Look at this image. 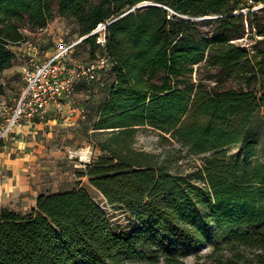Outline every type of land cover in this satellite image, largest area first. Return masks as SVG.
<instances>
[{
  "label": "trees",
  "instance_id": "obj_1",
  "mask_svg": "<svg viewBox=\"0 0 264 264\" xmlns=\"http://www.w3.org/2000/svg\"><path fill=\"white\" fill-rule=\"evenodd\" d=\"M248 1L0 0V77L26 32L61 17L84 38L109 23L105 48L97 35L80 43L112 65L96 81L108 94L93 124L101 156L86 176L129 224L115 230L85 188L44 194L26 214L0 212V264H185L217 233L214 253L233 255L216 264H264V162L254 133L264 125V48L234 42L248 33L264 42V8L244 15ZM146 2L159 6L125 15ZM140 128L209 156L197 171L172 173L136 149Z\"/></svg>",
  "mask_w": 264,
  "mask_h": 264
},
{
  "label": "rangeland",
  "instance_id": "obj_2",
  "mask_svg": "<svg viewBox=\"0 0 264 264\" xmlns=\"http://www.w3.org/2000/svg\"><path fill=\"white\" fill-rule=\"evenodd\" d=\"M149 3V2H146ZM145 4V3H143ZM213 17L203 18L200 21H209ZM209 28V27H207ZM206 28V29H207ZM27 42L33 44L30 51L26 43L15 48L17 60L14 66L0 77V83L5 92L0 96V106L14 107L19 100L26 83L23 69L29 67L30 55L39 61L46 60L55 53L60 46L77 43L81 40L79 27L76 22L61 17L39 33H25ZM250 35V36H247ZM234 42L250 47L253 51L264 48V42H255L251 34ZM101 49H93L91 44H79L74 51V57L84 63H91L98 56H102ZM113 79H110L111 83ZM107 90H103L99 83L82 85L77 89L71 100L75 112H67L64 117L57 113L50 115L45 121V127L40 131L41 143L37 147L40 164L43 171L39 173L38 181L44 194H57L69 192L78 188H85L90 196L104 209L115 230L129 228L126 214L120 207L110 206L104 197L95 190L88 181L86 167L101 156L96 146L97 140L93 138V124L96 121L95 109L107 97ZM254 133L259 144V159L264 162V125L255 127ZM135 147L138 150L156 155L158 161L166 165L172 173L187 174L204 165L206 156L193 155L188 148L174 141L170 136H164L151 128H140L136 136ZM237 154V148L229 150V157ZM221 233L197 252L184 258L185 264H216L219 259L233 255L230 250L214 253V246L220 242ZM252 258V251L245 253ZM163 264V263H161Z\"/></svg>",
  "mask_w": 264,
  "mask_h": 264
},
{
  "label": "built area",
  "instance_id": "obj_3",
  "mask_svg": "<svg viewBox=\"0 0 264 264\" xmlns=\"http://www.w3.org/2000/svg\"><path fill=\"white\" fill-rule=\"evenodd\" d=\"M264 8V4L248 1V7L241 11L247 15ZM108 24H100L91 36L97 35V44L106 47V30ZM82 40V39H81ZM62 45L46 60L39 61L30 55L29 67L23 69L26 83L17 104L12 107L0 106V144L5 141L22 121H44L53 104L62 100H71L82 84L99 81L103 71L111 68L109 58L98 56L95 61L84 64L74 57L75 48L81 43ZM30 51L33 44H25Z\"/></svg>",
  "mask_w": 264,
  "mask_h": 264
},
{
  "label": "crops",
  "instance_id": "obj_4",
  "mask_svg": "<svg viewBox=\"0 0 264 264\" xmlns=\"http://www.w3.org/2000/svg\"><path fill=\"white\" fill-rule=\"evenodd\" d=\"M71 100L53 104L48 117L55 113L65 117L67 112H75ZM47 118L22 121L0 144V212L10 210L26 214L37 207L38 198L44 195L38 181L37 171L43 168L38 164L37 147H40L39 135Z\"/></svg>",
  "mask_w": 264,
  "mask_h": 264
},
{
  "label": "water",
  "instance_id": "obj_5",
  "mask_svg": "<svg viewBox=\"0 0 264 264\" xmlns=\"http://www.w3.org/2000/svg\"><path fill=\"white\" fill-rule=\"evenodd\" d=\"M148 6H159V5H156V4H153V3H145V4H141L137 7H135L134 9H132L131 11L127 12L125 15L131 13V12H134L135 10L137 9H140V8H143V7H148ZM200 20H203V19H200ZM90 36H87V37H84L82 38L81 42H83L84 40L88 39Z\"/></svg>",
  "mask_w": 264,
  "mask_h": 264
}]
</instances>
